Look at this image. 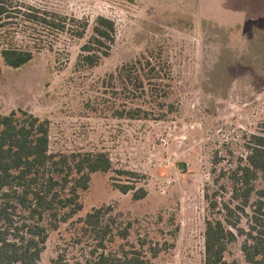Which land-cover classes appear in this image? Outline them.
<instances>
[{
  "label": "rangeland",
  "instance_id": "rangeland-1",
  "mask_svg": "<svg viewBox=\"0 0 264 264\" xmlns=\"http://www.w3.org/2000/svg\"><path fill=\"white\" fill-rule=\"evenodd\" d=\"M22 1L91 23L109 17L117 38L111 55L92 69L77 66L90 30L84 39L61 37L56 51L43 50L17 69L4 63L0 48V114L23 108L49 119L53 151L110 154L114 170L93 174L75 220L112 204L161 240L162 228L179 225L175 247L156 264H204L205 188L245 157L251 134H264V0ZM151 51L172 65L176 110L165 120L115 118L109 111L115 98L103 79ZM130 180L148 190L146 198L113 186ZM85 249L71 224H63L38 264H54L60 255L64 264H78ZM227 258L247 264L240 243Z\"/></svg>",
  "mask_w": 264,
  "mask_h": 264
},
{
  "label": "trees",
  "instance_id": "trees-1",
  "mask_svg": "<svg viewBox=\"0 0 264 264\" xmlns=\"http://www.w3.org/2000/svg\"><path fill=\"white\" fill-rule=\"evenodd\" d=\"M89 30L77 60L84 69L99 66L111 55L116 21L100 15L91 23L26 1L0 0L1 57L9 67L20 68L43 50L56 51L63 36L84 39ZM171 72L170 61L152 51L123 64L102 81L115 98L109 111L119 119L165 120L176 110ZM246 148L235 167L220 169L205 188L209 215L204 264H242L227 258L238 243L247 264H264V134H251ZM220 162L216 158L214 164ZM112 170V158L104 150H51L49 119L23 108L0 114V264H38L50 234L67 223L76 243L86 248L78 264H156L162 253L175 247L179 225L162 228L161 240L143 229L140 219L112 204L74 219L84 207L82 196L93 174ZM113 186L124 194L132 192L135 200L148 195L137 180L114 181ZM63 256L54 264H64Z\"/></svg>",
  "mask_w": 264,
  "mask_h": 264
},
{
  "label": "water",
  "instance_id": "water-1",
  "mask_svg": "<svg viewBox=\"0 0 264 264\" xmlns=\"http://www.w3.org/2000/svg\"><path fill=\"white\" fill-rule=\"evenodd\" d=\"M182 166V165H181Z\"/></svg>",
  "mask_w": 264,
  "mask_h": 264
}]
</instances>
